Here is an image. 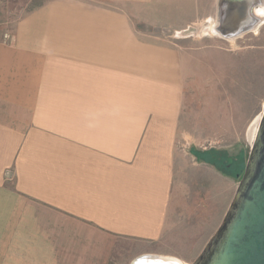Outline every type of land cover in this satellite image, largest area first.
Segmentation results:
<instances>
[{
  "label": "crops",
  "instance_id": "0c3cea01",
  "mask_svg": "<svg viewBox=\"0 0 264 264\" xmlns=\"http://www.w3.org/2000/svg\"><path fill=\"white\" fill-rule=\"evenodd\" d=\"M5 1L0 220L17 257L80 264L105 256L92 244H109L112 257V244L130 240L191 262L240 177L225 175L222 156L178 149L202 61L139 37L125 5L153 0H48L18 20ZM207 107L216 132L247 130L253 144L259 113L239 126L234 110Z\"/></svg>",
  "mask_w": 264,
  "mask_h": 264
},
{
  "label": "rangeland",
  "instance_id": "374dc122",
  "mask_svg": "<svg viewBox=\"0 0 264 264\" xmlns=\"http://www.w3.org/2000/svg\"><path fill=\"white\" fill-rule=\"evenodd\" d=\"M45 1L48 0H6L5 3L9 13H14L18 20ZM153 1L125 5L124 10L129 14L133 26L141 32L139 37L146 42L192 53L193 57L202 61L204 70L202 83L197 90H193L190 108L186 109L187 121L181 124L178 149L187 157L195 153L201 156L217 154L218 158L222 156L225 175L235 177L236 171H239L240 177L236 179L239 186L252 149V145L247 144L248 131L216 132L212 124L207 122L206 110L207 105L217 106V110L223 109L225 113L234 110L239 126L246 119H253L257 113L254 118L256 121L251 123L254 125L260 120L257 117L264 112V26L239 39L225 40L213 33L218 0ZM146 21L148 23H144ZM210 118H214V115L211 114ZM236 192L234 187L230 195L225 194L223 221ZM9 229L12 230L5 225V221L0 220V264H39L42 261L57 264L54 259L17 257L23 252L22 249L18 250L19 243L14 242ZM207 244H199L197 257L188 264L194 263ZM92 245L97 252L102 250L105 256L83 259L80 264H132L141 255L149 253L152 247L128 240L125 244H112L113 255L109 257V244ZM183 245L190 247L187 243ZM63 249L72 250L71 243H63ZM28 254L31 253L28 251ZM7 255L13 258L8 259ZM72 262L71 259H58V264Z\"/></svg>",
  "mask_w": 264,
  "mask_h": 264
},
{
  "label": "water",
  "instance_id": "95a60500",
  "mask_svg": "<svg viewBox=\"0 0 264 264\" xmlns=\"http://www.w3.org/2000/svg\"><path fill=\"white\" fill-rule=\"evenodd\" d=\"M262 0H218L213 33L236 40L264 24ZM175 259L144 255L132 264H174ZM193 264H264V112L230 209L216 234Z\"/></svg>",
  "mask_w": 264,
  "mask_h": 264
},
{
  "label": "bare ground",
  "instance_id": "6f19581e",
  "mask_svg": "<svg viewBox=\"0 0 264 264\" xmlns=\"http://www.w3.org/2000/svg\"><path fill=\"white\" fill-rule=\"evenodd\" d=\"M263 2H264V0H262V4H264ZM256 12H257L258 16L262 19V22H264V5H261L260 9H258ZM257 126H258V122L255 123V124L252 126V128H251V130H250V133H249V135H250L251 137H252L253 133L256 132V130H257ZM161 258H165V257H161ZM172 259H174V258H172ZM175 262H176V263H174V264H183V263H182L180 260H178V259H175Z\"/></svg>",
  "mask_w": 264,
  "mask_h": 264
}]
</instances>
